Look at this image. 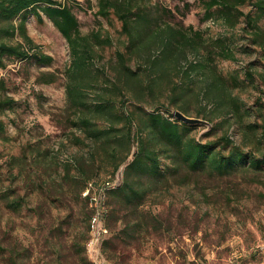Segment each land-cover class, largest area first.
Wrapping results in <instances>:
<instances>
[{
	"label": "rangeland",
	"instance_id": "374dc122",
	"mask_svg": "<svg viewBox=\"0 0 264 264\" xmlns=\"http://www.w3.org/2000/svg\"><path fill=\"white\" fill-rule=\"evenodd\" d=\"M56 1L70 6L81 33L92 42L93 57L85 78L87 100L103 97L111 99L118 111H134L133 134L144 111L156 109L173 115L176 110L170 107V113H165L162 97L156 99L155 95H145L143 102L136 103L126 90L118 72L120 54L125 64L145 78L144 56L156 49L148 43L150 50L145 52L136 29L145 33L149 27L171 23L182 28L192 25L205 37H228L235 59H217L215 65L225 78L233 80L232 94L241 109L230 116L198 115V110L205 109L203 99L196 101L186 94L189 112L185 114L212 123L210 130L206 125H194L189 135L203 142L229 135L245 150L256 154L263 150L261 130L247 125L264 123V54L252 44L243 17L229 30L221 22L204 20L198 0H133L145 10L146 21L133 23L135 31L130 36L114 13L107 18L97 14L98 0ZM186 2L189 5L184 7ZM242 9L256 16L264 31V8L246 3ZM25 16L27 35L33 41L32 56L4 55L5 66L0 68V264H264V163L260 180H249L252 176L246 172L212 177L194 174L183 184L159 187L135 209L124 208L109 195L116 187L118 169L99 148L92 185L81 196L77 194L79 175L74 167L66 166V160L81 154L87 157L92 147L76 143L78 137L86 142L90 137L66 95L70 48L43 13V23L32 12ZM19 20L15 17L12 22L17 25ZM95 35L109 38L111 43H98ZM3 40L30 47L17 31ZM40 54L50 60L36 56ZM185 83L196 90L201 85L198 80ZM93 120L98 127L108 125L104 117L94 116ZM135 150L132 142L130 154L119 166L122 184L136 182V175L126 174ZM159 159L162 166L170 165L163 155ZM87 187L89 199L83 195ZM7 191L27 202L15 211L4 208L1 198ZM90 207L95 210L89 219ZM11 254L15 260L10 259Z\"/></svg>",
	"mask_w": 264,
	"mask_h": 264
},
{
	"label": "trees",
	"instance_id": "16d2710c",
	"mask_svg": "<svg viewBox=\"0 0 264 264\" xmlns=\"http://www.w3.org/2000/svg\"><path fill=\"white\" fill-rule=\"evenodd\" d=\"M198 1L204 10L202 18L221 22L226 29H235L243 17L245 31L251 37L252 44L258 46L264 54V31L257 24V17L250 11L245 13L242 9L246 3L262 9L264 0ZM188 5V2L184 3V7ZM26 12H32L39 23H43L42 13L48 17L70 48L71 63L67 68L66 95L70 106L78 114L82 130L90 137L89 142L78 137L76 143L92 147L87 157L81 154L66 160V166L74 167L79 175V196L91 183L98 149H102L104 158L111 159L113 168L117 170L126 160V155L130 154L132 142L136 143V150L126 166V174L136 175V182L126 180L109 192L115 202L118 201L124 208L137 209L155 192L154 190L165 185L170 186L174 182L183 184L194 174L206 173L212 177L246 172L252 176L249 180H260L258 174L264 163V148L257 154L245 150L229 135H221L214 141L195 140L189 135L194 125L183 123L172 114L165 115L156 109L144 111L145 116L139 115L142 122H136V132L133 134V125L137 120L134 111H118L111 99L105 100L103 97L87 100L85 78L93 57V46L89 36L81 33L75 14L65 3L56 0H0V68L5 66L4 55L22 59L32 56L30 49L33 41L27 35ZM111 13L122 22L123 29L130 36H133V30L135 31L133 23L146 21L145 10L133 0H98L97 14L107 18ZM15 17L20 18L17 25L12 22ZM16 31L30 45L29 48L3 40L4 36H13ZM135 32L140 47L145 52L150 50L151 45L156 47L152 53L144 56L145 78L125 64L123 55L120 54L118 72L126 84V90L131 92L136 103L143 102L145 95H155L156 99L162 97L160 104L166 108L165 113H170V107L188 113L189 101L186 94L190 93L196 101H204L205 109L198 110V115L205 112L211 117H220L230 116L232 112L239 113V99L232 94L233 80L225 78L215 65L217 59H235V51L228 37H205L192 25L182 28L171 23L149 27L145 33H141L140 28ZM145 38H148V41L144 42ZM95 39L98 43H111L109 38L101 39L95 35ZM36 56L50 60V57L44 54ZM176 77L179 80L175 79ZM195 80L201 83L199 90L185 83H193ZM185 84L187 87H184ZM94 116L104 117L108 125L104 128L96 126ZM255 126L261 130V136L264 138V123L247 125L249 129ZM240 128L243 129V126L240 125ZM113 131L116 132L113 134ZM160 155L168 158L170 165L162 166ZM10 160L15 159L11 157ZM84 198L89 199V196ZM1 199L4 208L12 211L27 202L24 197L13 195L12 191L4 192ZM94 210V207H90L89 219ZM10 259L15 260L14 255L11 254Z\"/></svg>",
	"mask_w": 264,
	"mask_h": 264
},
{
	"label": "water",
	"instance_id": "95a60500",
	"mask_svg": "<svg viewBox=\"0 0 264 264\" xmlns=\"http://www.w3.org/2000/svg\"><path fill=\"white\" fill-rule=\"evenodd\" d=\"M173 116H174V118H176V119H178V120H180L183 123H186L188 125H206L208 130H210L212 127V123L209 120L199 118V117L188 116L178 109H176L173 112ZM121 184H122V169H121V167H119L117 172H116L115 185H116V187H119V186H121Z\"/></svg>",
	"mask_w": 264,
	"mask_h": 264
},
{
	"label": "built area",
	"instance_id": "2783aa9c",
	"mask_svg": "<svg viewBox=\"0 0 264 264\" xmlns=\"http://www.w3.org/2000/svg\"><path fill=\"white\" fill-rule=\"evenodd\" d=\"M92 185V183H89L88 186ZM89 193V187H87V189L83 192V195H87ZM96 220H97V215H95L92 220H91V227L93 230H95L96 228Z\"/></svg>",
	"mask_w": 264,
	"mask_h": 264
}]
</instances>
